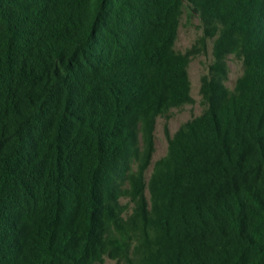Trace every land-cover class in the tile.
Listing matches in <instances>:
<instances>
[{
    "label": "trees",
    "instance_id": "trees-1",
    "mask_svg": "<svg viewBox=\"0 0 264 264\" xmlns=\"http://www.w3.org/2000/svg\"><path fill=\"white\" fill-rule=\"evenodd\" d=\"M208 42L205 108L148 176ZM107 257L264 264V0H0V264Z\"/></svg>",
    "mask_w": 264,
    "mask_h": 264
},
{
    "label": "rangeland",
    "instance_id": "rangeland-1",
    "mask_svg": "<svg viewBox=\"0 0 264 264\" xmlns=\"http://www.w3.org/2000/svg\"><path fill=\"white\" fill-rule=\"evenodd\" d=\"M202 36V28L199 17L194 14L190 16L188 8L184 9L183 16L180 21L178 30V37L175 48L177 51L186 53L191 49ZM213 62L212 42L206 44V51L197 57L192 58L189 64V75L191 80L192 97L194 102L179 109L171 111L169 118L160 117L157 120L155 130V153L152 160V165L148 171L150 175L156 161L165 157L168 153V139L166 136V129L170 135H174L180 127L188 121L198 117L204 110L202 103V96L200 94L201 79L208 73L210 64ZM229 79L227 86L234 89L236 81L243 73V65L240 61L229 58ZM126 203L127 200H122ZM103 264H122L117 261L106 258Z\"/></svg>",
    "mask_w": 264,
    "mask_h": 264
}]
</instances>
